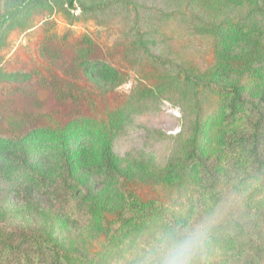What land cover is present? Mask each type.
Returning <instances> with one entry per match:
<instances>
[{
    "label": "rangeland",
    "instance_id": "rangeland-1",
    "mask_svg": "<svg viewBox=\"0 0 264 264\" xmlns=\"http://www.w3.org/2000/svg\"><path fill=\"white\" fill-rule=\"evenodd\" d=\"M231 1L246 6L232 13L237 19L256 9L250 24L264 31V0L225 3ZM185 4L186 0H82L69 9L63 0H49L32 7L2 35L0 264H52L53 243L76 264H90L107 244L103 217L117 214L125 198H159L169 209L188 214L202 197L201 190L192 187L199 184L195 179L200 165L191 157L194 115L187 105L198 93L205 110L214 109L224 103L226 87L240 85L248 101L264 108V85L252 80L264 79V60L255 53V37L243 41L228 35L225 26L203 29L198 20L187 19ZM211 4H202L207 10L198 12L200 18L225 16ZM94 62L109 67H93ZM228 64L240 68L231 74L224 68ZM186 76L202 84L212 79L218 89L193 87L181 81ZM68 87L81 95L70 94ZM122 105L132 107L135 116L115 143L122 160L115 173L96 165V129L70 133L67 147L51 145L45 137V132L70 131L83 118L94 119L97 126L114 122L112 130L121 133L116 125L120 117L113 112ZM247 116L221 125L220 120L204 117L209 126L195 147L207 167L230 171L231 162L245 160L238 153L243 149L220 145L217 135H248ZM33 132H40L41 140L21 151ZM67 155L74 160L73 181L65 192ZM170 168L176 174L168 173ZM241 182L255 201L263 198L259 181ZM233 197L228 210L242 196Z\"/></svg>",
    "mask_w": 264,
    "mask_h": 264
},
{
    "label": "trees",
    "instance_id": "trees-1",
    "mask_svg": "<svg viewBox=\"0 0 264 264\" xmlns=\"http://www.w3.org/2000/svg\"><path fill=\"white\" fill-rule=\"evenodd\" d=\"M3 1L0 0V38L10 27L16 25L32 7L44 4L49 0H11L5 4ZM63 1L69 9H74L82 0ZM211 1L212 4L209 0H186L187 19L189 21L198 20V26H202L203 29L228 27V35L240 36L243 41L244 38L254 39L255 37V53L258 55V59L262 57L264 60V31L253 27L250 24L252 19L249 18L251 13L258 14V11L256 9L250 10L248 17L243 16L237 19L239 16H232V13L236 14V12L246 10L245 5L240 2L234 4L232 1L231 4H227L225 0L224 2L222 0ZM207 2L211 4V8L219 9L218 11L224 13L225 16L221 15L222 18H218L215 14L216 11H212L215 14L214 17L200 18L198 12L202 9L207 10V6H202L203 3ZM228 10L231 11V15L227 16ZM91 65L101 68L109 67L106 62H94ZM224 68L233 74L234 70L236 72L240 67L228 64ZM247 69L250 70V68ZM166 76L168 77L169 73ZM255 79L257 78L252 80L256 81L257 85H264L263 78L261 80ZM181 81L192 84L193 87L199 88L200 85L205 88L209 87L208 92L218 89L212 79L206 80L202 84L198 78L186 76ZM67 89L72 95L80 96L82 93L76 88L68 87ZM223 91L225 101L214 109L206 111L205 104L197 96L198 93L194 96V100L192 99L187 105L188 111L194 115V119L192 118L190 123L191 157L196 159L200 165L197 179H195L199 184L192 187L199 188L201 190L199 194L202 197H199L198 201H194L195 204L191 206L188 214H183L174 208L169 209L164 206L159 198H151L147 201H140L134 197L125 198L117 214H106L103 217L102 222L105 225L107 244L103 251L89 259L90 264H111L112 262L113 264H138L144 248L156 241L159 236L168 231L184 230L193 223L206 218H210L212 222L205 241L201 264H264V196L261 200L255 201L252 198V192L246 186V182H241L254 179L264 187V108L244 97L243 86L234 85L226 87ZM121 107L113 112V116L120 117L116 125L122 129L121 133L118 130H115L116 132L112 130L111 127L114 122H111L109 126H97L96 122L93 121L94 119L83 118L70 131H64L61 134L52 131L45 132V137H49L51 145L58 142L67 147L71 142L70 133L77 135L84 129L87 133H92L96 129L95 138L98 150L95 156L96 165L104 167L109 173H115L122 161L115 152V143L123 134L127 121L135 116L132 107H125L124 105ZM13 114L15 116L20 115L19 112ZM242 114L248 115L250 133L246 136L232 138L218 134L217 142L232 150L240 151L243 149V152L238 153L243 155L245 160L241 164L238 161L235 164L231 162L230 171H213L204 164L205 161L202 160L197 147H195V144L199 143L201 134L209 126L208 122L204 121V117L209 118L210 122L220 120L219 124L221 125L236 119L238 116L240 117ZM38 133L40 132H33L34 135L31 136V140L25 143L26 145L21 148V151H28L36 142L41 140ZM5 143L6 141L3 144ZM73 162L74 160L67 155L64 164V179L69 181L64 180L63 190L65 192L71 187L73 181L71 167ZM177 171L179 172V170ZM168 173L176 174V170L170 168ZM239 195L242 196L240 202H234L236 206L233 209H226L229 203L234 201L233 196ZM67 207V213H71L70 206ZM50 249L52 264H76L73 256L60 252L58 244L53 243Z\"/></svg>",
    "mask_w": 264,
    "mask_h": 264
},
{
    "label": "clouds",
    "instance_id": "clouds-1",
    "mask_svg": "<svg viewBox=\"0 0 264 264\" xmlns=\"http://www.w3.org/2000/svg\"><path fill=\"white\" fill-rule=\"evenodd\" d=\"M211 222L206 218L159 236L144 248L138 264H201Z\"/></svg>",
    "mask_w": 264,
    "mask_h": 264
}]
</instances>
